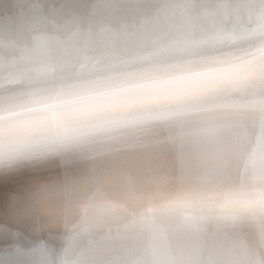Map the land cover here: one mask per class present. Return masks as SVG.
Returning a JSON list of instances; mask_svg holds the SVG:
<instances>
[{"label":"clouds","instance_id":"1","mask_svg":"<svg viewBox=\"0 0 264 264\" xmlns=\"http://www.w3.org/2000/svg\"><path fill=\"white\" fill-rule=\"evenodd\" d=\"M191 14L133 64L90 70L65 57L58 33L38 49L33 31L3 61V85L15 87L0 95V172L66 141L135 140L145 124L153 145L87 171L71 215L39 194L9 209L43 243L26 264H264V0H205ZM17 15L0 0V18ZM232 66L257 70L213 78ZM225 121L235 135L202 134Z\"/></svg>","mask_w":264,"mask_h":264},{"label":"bare ground","instance_id":"2","mask_svg":"<svg viewBox=\"0 0 264 264\" xmlns=\"http://www.w3.org/2000/svg\"><path fill=\"white\" fill-rule=\"evenodd\" d=\"M205 0H15L18 15L13 20L0 18V95L5 58L14 59L29 31L35 32L39 49L57 39L67 59L78 57L90 70L106 64H133L146 51L155 47L156 38L165 30L191 26L192 7ZM162 5L171 6L161 8ZM157 9H161L157 13ZM83 21V31L68 27L66 22ZM46 29V30H42ZM14 76L15 74L12 73ZM162 119H166L162 118ZM150 125L140 126L135 140L122 141L118 135H107L102 143L89 144L75 139L34 151L20 168L0 172L13 179L8 203L0 207V264H26L42 250L43 243L33 227L26 231L12 217L9 209L18 201L39 196L51 205L62 204L66 214L74 211V202L81 190V177L89 170L124 154L146 152L153 145L146 139ZM212 140H222L237 133L229 122L212 124L202 129ZM27 208L19 211L26 212Z\"/></svg>","mask_w":264,"mask_h":264},{"label":"snow or ice","instance_id":"3","mask_svg":"<svg viewBox=\"0 0 264 264\" xmlns=\"http://www.w3.org/2000/svg\"><path fill=\"white\" fill-rule=\"evenodd\" d=\"M257 69L249 68V67H241V66H232L226 68L214 69L213 78L219 80H226L232 77H238L243 73L254 71ZM183 78H177L173 81H157L145 85H141V87L146 88H155V89H163V88H175L183 86ZM49 109L48 119L55 121L58 118V114L56 112L57 105L55 103H51L46 105ZM13 178L11 176L5 175L3 180L0 181V207L5 206L8 203V193L12 189V183L10 182Z\"/></svg>","mask_w":264,"mask_h":264}]
</instances>
